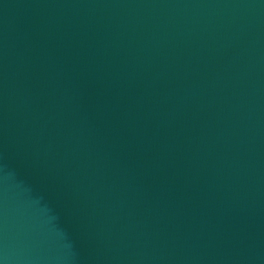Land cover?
<instances>
[{
	"label": "water",
	"instance_id": "95a60500",
	"mask_svg": "<svg viewBox=\"0 0 264 264\" xmlns=\"http://www.w3.org/2000/svg\"><path fill=\"white\" fill-rule=\"evenodd\" d=\"M0 264H264V0H0Z\"/></svg>",
	"mask_w": 264,
	"mask_h": 264
}]
</instances>
